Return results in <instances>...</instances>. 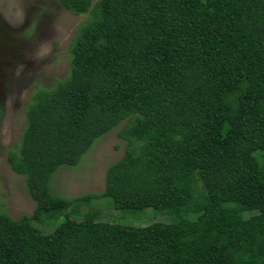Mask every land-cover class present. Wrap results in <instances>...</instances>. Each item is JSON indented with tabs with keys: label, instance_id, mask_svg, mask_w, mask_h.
<instances>
[{
	"label": "trees",
	"instance_id": "1",
	"mask_svg": "<svg viewBox=\"0 0 264 264\" xmlns=\"http://www.w3.org/2000/svg\"><path fill=\"white\" fill-rule=\"evenodd\" d=\"M58 1L84 17L66 74L31 92L5 151L34 207L16 220L0 212V264H264V0ZM123 119L102 191L52 196L51 174ZM103 196L119 209L170 207L174 222L64 212ZM42 215L62 219L42 233Z\"/></svg>",
	"mask_w": 264,
	"mask_h": 264
},
{
	"label": "rangeland",
	"instance_id": "2",
	"mask_svg": "<svg viewBox=\"0 0 264 264\" xmlns=\"http://www.w3.org/2000/svg\"><path fill=\"white\" fill-rule=\"evenodd\" d=\"M83 17L71 14L58 0H0V212L12 219L31 214L34 203L26 192L23 175L9 168L5 151L14 149L19 140L31 92L51 86L66 74L67 45ZM125 122L123 119L95 139L77 164L58 167L49 177V193L67 200L100 193L107 165L124 150L126 141L117 132ZM170 210L119 209L111 198L103 196L73 200L64 212L74 220L91 217L94 221L143 226L174 222ZM249 214L244 213V217ZM40 218L42 221L34 225L42 233H50L62 216L57 220L45 215Z\"/></svg>",
	"mask_w": 264,
	"mask_h": 264
}]
</instances>
